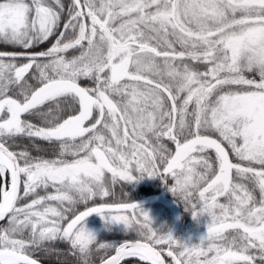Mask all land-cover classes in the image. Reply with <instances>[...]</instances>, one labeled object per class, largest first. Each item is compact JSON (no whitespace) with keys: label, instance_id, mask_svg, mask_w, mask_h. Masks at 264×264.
I'll list each match as a JSON object with an SVG mask.
<instances>
[{"label":"snow or ice","instance_id":"1","mask_svg":"<svg viewBox=\"0 0 264 264\" xmlns=\"http://www.w3.org/2000/svg\"><path fill=\"white\" fill-rule=\"evenodd\" d=\"M144 177L210 217L200 244L152 228ZM0 221V264H264V0H0Z\"/></svg>","mask_w":264,"mask_h":264},{"label":"rangeland","instance_id":"2","mask_svg":"<svg viewBox=\"0 0 264 264\" xmlns=\"http://www.w3.org/2000/svg\"><path fill=\"white\" fill-rule=\"evenodd\" d=\"M169 146L174 149V145L169 144ZM45 148L48 149V155L46 156V158H55V153L47 144H45ZM171 183V180L165 182L159 178L144 177L143 179L127 185L124 191L127 193V198L131 202L134 200H136L137 202H143L141 203V207L146 212H148L152 221V228L154 230H158L164 235L170 234L175 240L182 242V238L177 237L178 234L176 236V234H174L173 232L175 226L180 221L179 219H181L182 216L183 218L181 219V222H183V225L186 224V226L184 227L193 230L202 229L203 227L208 226V224L210 223V217H208L207 214H202L194 217L192 207L179 199L176 195L173 194L172 191L169 190V185ZM49 191L52 190L49 189ZM116 192L117 195H121L120 185L116 186ZM161 194H163V197L161 196ZM159 198H164V202ZM177 198L182 203V215L179 219L178 215L170 207L171 204H175L178 206L179 202ZM83 207V205H78L77 210H83ZM98 217L102 216L98 215ZM98 217H94L93 215L89 218L87 217L85 226L92 224L94 219H97ZM181 234H183V232ZM135 235L136 234L134 232L127 231L122 224H118V226L115 228L109 226L108 229H106L105 232L101 235L100 240L101 243L120 245L125 241L134 239ZM67 247L68 246L63 242H57L56 244V248L58 249L57 251H62ZM96 262H99L98 259H96Z\"/></svg>","mask_w":264,"mask_h":264},{"label":"trees","instance_id":"3","mask_svg":"<svg viewBox=\"0 0 264 264\" xmlns=\"http://www.w3.org/2000/svg\"><path fill=\"white\" fill-rule=\"evenodd\" d=\"M9 183H10V178H9ZM41 194L43 195L44 193L41 192ZM163 194H161L162 197H163ZM164 198H159V199L164 202ZM177 200L179 202L178 206L175 204H171L170 207L178 215V219H179L180 216L182 215V207H181L182 203L181 201H179L178 198ZM132 202L135 203L137 201L134 200ZM141 203L143 202H137V204L140 206H141ZM98 215L99 214H94L93 216L98 217ZM181 219H179L180 221L177 223V225L175 226L173 230L174 234H176V236L178 234L177 237L182 238L183 240L182 242L188 245L189 247L200 244L201 239L207 234V226L203 227L202 229H195V230L189 229L187 227H184L186 226V224L183 225L182 224L183 222H181ZM5 223L6 221L0 222V226L4 225ZM109 226L110 227L112 226L115 228L118 226V224L107 221L105 217H98L97 219H94L92 224L86 225L85 227L96 235L97 243H101V240H100L101 235L105 232L106 229H108ZM182 232L183 234H181ZM45 248L47 249L48 245H46ZM67 248L63 249L62 251H55V252L39 250V251L32 252L31 255L34 259H37L42 264H77L76 258L71 256V254L67 251ZM129 260L135 261L136 259L134 258L127 259L123 261L122 264H128ZM96 264H99V262H96Z\"/></svg>","mask_w":264,"mask_h":264},{"label":"water","instance_id":"4","mask_svg":"<svg viewBox=\"0 0 264 264\" xmlns=\"http://www.w3.org/2000/svg\"><path fill=\"white\" fill-rule=\"evenodd\" d=\"M92 215H94V214H92ZM92 215H90V216H92ZM90 216H89V217H90ZM0 222H3V221H0ZM113 254H114V253H113ZM39 263H40V262H39ZM40 264H42V263H40Z\"/></svg>","mask_w":264,"mask_h":264},{"label":"bare ground","instance_id":"5","mask_svg":"<svg viewBox=\"0 0 264 264\" xmlns=\"http://www.w3.org/2000/svg\"><path fill=\"white\" fill-rule=\"evenodd\" d=\"M128 259H132V258H128ZM134 259H138V258H134ZM40 264V263H39Z\"/></svg>","mask_w":264,"mask_h":264}]
</instances>
